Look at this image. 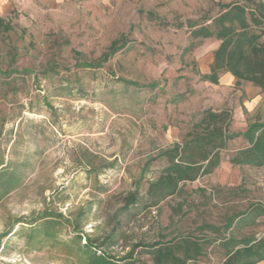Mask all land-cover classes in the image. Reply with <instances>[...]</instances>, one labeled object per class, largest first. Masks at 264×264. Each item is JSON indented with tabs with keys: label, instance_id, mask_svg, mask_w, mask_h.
I'll list each match as a JSON object with an SVG mask.
<instances>
[{
	"label": "rangeland",
	"instance_id": "1",
	"mask_svg": "<svg viewBox=\"0 0 264 264\" xmlns=\"http://www.w3.org/2000/svg\"><path fill=\"white\" fill-rule=\"evenodd\" d=\"M240 1L0 0V264H86L88 243L120 259L180 236L264 237V168L230 164L243 137L210 176L157 207L148 196L204 112L230 111L232 135L264 121L259 89L206 81L219 42L188 28ZM207 247L198 264H221Z\"/></svg>",
	"mask_w": 264,
	"mask_h": 264
},
{
	"label": "trees",
	"instance_id": "2",
	"mask_svg": "<svg viewBox=\"0 0 264 264\" xmlns=\"http://www.w3.org/2000/svg\"><path fill=\"white\" fill-rule=\"evenodd\" d=\"M208 22L188 23L193 39H215L219 42L213 53L210 74L205 76L206 81L218 85L219 74L226 73L235 79L236 86L248 83L264 93V3L260 0H242L222 6L221 12ZM231 124L232 113L228 110H210L201 114V120L194 124L189 134L191 139L182 149L175 151L176 155L172 156L169 166L150 185V207H157L168 198L177 196L183 184L194 183L213 174L220 166L221 152L229 141L236 138L243 137L248 147L237 151L230 164L233 167L264 168V121L251 124L243 134L237 135L230 134ZM136 201V197L131 196L126 206ZM233 222L231 219L227 230L233 226ZM202 230L219 235V229L211 225H204ZM212 244H218L226 253L221 264L264 263V237H224L201 241L189 235L168 242L137 245L120 259L108 256L88 243L86 264H198L207 253V245ZM138 249L148 256L147 261L141 259L142 253H136Z\"/></svg>",
	"mask_w": 264,
	"mask_h": 264
},
{
	"label": "crops",
	"instance_id": "3",
	"mask_svg": "<svg viewBox=\"0 0 264 264\" xmlns=\"http://www.w3.org/2000/svg\"><path fill=\"white\" fill-rule=\"evenodd\" d=\"M231 76V75H230ZM232 77V76H231ZM233 78V77H232ZM233 80L235 81V79L233 78ZM235 83H236V81H235ZM260 90V89H259ZM246 131V130H245ZM248 147V146H247Z\"/></svg>",
	"mask_w": 264,
	"mask_h": 264
}]
</instances>
